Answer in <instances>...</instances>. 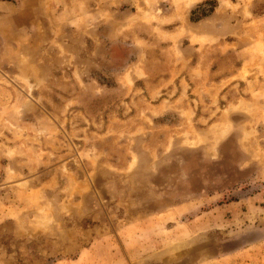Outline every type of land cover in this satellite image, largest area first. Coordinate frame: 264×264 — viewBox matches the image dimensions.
Returning a JSON list of instances; mask_svg holds the SVG:
<instances>
[{"label": "rangeland", "instance_id": "1", "mask_svg": "<svg viewBox=\"0 0 264 264\" xmlns=\"http://www.w3.org/2000/svg\"><path fill=\"white\" fill-rule=\"evenodd\" d=\"M0 264H264V0H0Z\"/></svg>", "mask_w": 264, "mask_h": 264}]
</instances>
